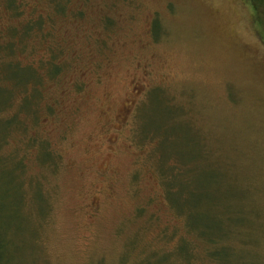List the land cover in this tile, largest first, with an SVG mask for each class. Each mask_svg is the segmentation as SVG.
<instances>
[{
    "label": "rangeland",
    "instance_id": "374dc122",
    "mask_svg": "<svg viewBox=\"0 0 264 264\" xmlns=\"http://www.w3.org/2000/svg\"><path fill=\"white\" fill-rule=\"evenodd\" d=\"M5 2L0 43L16 25ZM14 2L50 23L45 37L35 31L12 55L37 67L41 96L31 90L34 69L0 53V108L12 103L0 130L18 125L0 143V160L3 168L23 164L16 179L27 220L21 240L9 226L8 262L163 264L151 258L187 234L160 172L174 150L199 167L196 203L223 199L229 219L249 221L223 259L264 264V0H57L64 14L52 0ZM53 54L61 70L52 78L42 64ZM46 144L54 159L44 164ZM37 186L44 210L32 201ZM12 195L0 199V216L12 213ZM192 240L194 259L171 254L166 263L220 264Z\"/></svg>",
    "mask_w": 264,
    "mask_h": 264
},
{
    "label": "trees",
    "instance_id": "16d2710c",
    "mask_svg": "<svg viewBox=\"0 0 264 264\" xmlns=\"http://www.w3.org/2000/svg\"><path fill=\"white\" fill-rule=\"evenodd\" d=\"M59 1L60 0H58V2ZM56 2L57 0H52L53 10H55L56 13L64 14L62 9L56 8ZM5 3L6 9L10 13L9 16L14 19V23H16V25L7 27V29L2 33L6 35V39L5 42L3 41L0 43V53L4 56V58H7V60L13 59L19 66H24L31 70L32 68L34 69L33 76L35 84H33V88H31V90L35 89L38 91V96H41L42 93L37 86L42 79L37 67L27 63L23 64L21 61L13 58L12 55L16 52H24L23 41L26 38L30 39V36L35 31L41 33V38L47 35L45 30L46 26L50 23V16L38 15L36 12H29L28 16H24L23 13L16 8L14 0H6ZM10 43L12 45H10ZM8 45L11 46L10 50H6ZM53 55L50 59H47L46 62L43 61L42 64V67L45 64L47 74L50 77L52 76V78L55 77V74L61 70L55 55ZM32 83H27L24 90L26 91L28 86ZM25 96L26 95L22 96V98ZM11 107L12 103L10 102V104H6L3 108H0V111L9 109L8 113L0 117L11 116ZM17 126L18 125L14 123L11 127L0 130V143L3 140H6V133H9ZM25 126H23L22 129H25ZM39 147L38 159H40V161L44 164H47V162L51 163L54 158L50 147H48L47 144ZM170 153L171 155L169 158L172 159V163H167V165H169L168 167L165 165V167L162 166L160 169L161 175L166 177V180L164 181L165 198L168 200L173 210L176 211L177 215H181L183 217L184 227L186 228L187 234L181 235L178 233L177 235L180 237L176 236V248L174 250H170L169 252L165 251L161 255H154L151 259L154 260L157 257L160 259L161 257L164 261L163 264H167L166 262L168 260L170 261V256L172 254L175 257L179 256V258L185 262H189V260L196 257V247L195 244L192 243V238L195 237L197 240L202 239L204 241L207 247L205 253L209 258L216 260L220 264H229L231 260L226 262L223 258L227 254L234 253L235 251V248L231 246V241L237 233L236 230L243 228L244 226L249 227V221L247 222L242 218L238 220L229 219L230 211L223 208L226 203L223 199L218 204L211 203L209 206H205L201 200L199 203H196L194 201L195 198H192V195L199 187H203L200 185L196 179V175L194 174V171L199 167H193L192 164H182L179 159V154L175 153L174 150ZM161 158L165 159L163 156H161ZM2 162L3 161L0 160V170L9 172L7 174H10L11 178L9 177L6 180V188L3 191V194H1L2 196L0 199L5 198L8 195V192H10V194H13V200H15L14 203L12 202L13 208L10 209L12 213L5 214L4 217L0 216V264H10L8 262V258L10 256L9 253L12 254L11 249H13L14 246H11V232L14 230L9 229L10 224H12L14 229H17L16 240H21V238L23 239L24 236H20L24 234V231H27V228L25 227L27 220L22 216V202L25 197L21 192L22 184L16 179V172L22 170L23 164L21 161H18L13 168L9 169L3 168ZM32 201L36 205L37 210H44V195L38 186L33 190ZM204 206L205 209H207L206 222H202L201 218L197 216V211L204 208ZM217 217H220V219L217 220ZM223 223L225 224V228L223 227Z\"/></svg>",
    "mask_w": 264,
    "mask_h": 264
}]
</instances>
